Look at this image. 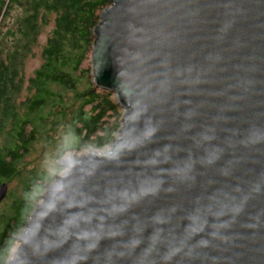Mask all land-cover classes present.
Here are the masks:
<instances>
[{
  "label": "water",
  "instance_id": "95a60500",
  "mask_svg": "<svg viewBox=\"0 0 264 264\" xmlns=\"http://www.w3.org/2000/svg\"><path fill=\"white\" fill-rule=\"evenodd\" d=\"M110 2L87 56L121 129L60 159L8 260L264 264V0Z\"/></svg>",
  "mask_w": 264,
  "mask_h": 264
},
{
  "label": "trees",
  "instance_id": "16d2710c",
  "mask_svg": "<svg viewBox=\"0 0 264 264\" xmlns=\"http://www.w3.org/2000/svg\"><path fill=\"white\" fill-rule=\"evenodd\" d=\"M110 3L0 0V186L17 182L21 189L19 195L7 193L0 212V260L9 258L14 239L21 235L45 187L61 172L48 177L27 171L22 160L30 148L52 142L55 162L64 152L76 155L108 147L120 128L112 95L94 88L89 69H79L93 44L98 14ZM46 27L50 28L39 47L40 65L24 80L22 68ZM66 93L73 96L68 104ZM67 116L65 143L58 144L53 134Z\"/></svg>",
  "mask_w": 264,
  "mask_h": 264
},
{
  "label": "rangeland",
  "instance_id": "374dc122",
  "mask_svg": "<svg viewBox=\"0 0 264 264\" xmlns=\"http://www.w3.org/2000/svg\"><path fill=\"white\" fill-rule=\"evenodd\" d=\"M17 15H18V13H14L13 14L14 17L17 16ZM13 16H10L9 18L6 19V23H7L8 27L13 21V19H12ZM50 27H51V25H50ZM50 27H48V28L46 27V29L43 30V33L40 35V37H39V39L37 41L38 47L34 46V49L32 51V55H30L29 59L24 64V68H22L23 75H24V80H27L31 76V74L33 73V70L36 69L37 67H39V65H40L41 60L39 58V55H40L39 47H41L43 45V42L45 41V36H46L47 32H49L48 30H49ZM87 54H86V56H87ZM88 66H89V63H88V56H87L86 61L83 62V64L80 66L79 69H81V70L82 69H84V70L85 69H89ZM91 79L92 78L90 76V69H89V80H90V82H91ZM77 90L79 92V89H77ZM97 90H99V89H97ZM103 92H105V91H103ZM64 96L66 97V99H68L67 104L69 103L70 100H73V96L69 95L68 93H66ZM112 99L115 102V97L113 95H112ZM115 104H116V102H115ZM73 106L74 105H72L71 107H73ZM117 108H118V111H119L118 114L121 117L123 110H121L119 107H117ZM120 117L118 119L119 123L121 122ZM68 118L69 117L67 116V119L64 120V123H63L62 127L58 128L57 131L53 134V138H55V139H57V141H59V142H57L58 144H62L64 142V138H65L64 133L66 132L67 127L69 126V123H70V122H68ZM120 129H121V125H120L119 130ZM119 130H117L116 136H118V134H119L118 131ZM52 146H53L52 142L50 144H45V143L38 144L37 143L34 146H32L30 148V153L28 154V156L27 157L25 156V158L22 160L24 168L27 171H32L37 176H38V174H45L48 177H51L52 175L54 176V173L56 171H58V170L62 172V170L58 168V164L60 162V159H62V157L64 155H67V154H70V153L69 152H66V153L64 152L63 156L60 159H58L57 161L54 162L55 155H54V152H52V150H51L54 146L53 147ZM109 147L110 146H108L106 148L103 147V149H101L99 151H95V152L96 153H101L103 151L105 152V151H107L109 149ZM90 150L82 151L80 153H77L75 156H77V155H86ZM61 172H56V177L54 178V180H56L61 175ZM19 186L20 185L17 182H14V183H11L8 186H5V190H6L5 191V196H4L3 199L0 200V212H1L2 208H3V205L5 204L4 203L5 202V198L7 199V196H6L7 193H9V194L12 193L14 195H19L20 192H21V189L19 188ZM44 192H45V190H44ZM8 197H9V195H8ZM17 246H18V244H17V242H15V245L13 247L12 252L15 251V248H17ZM12 252H10V254ZM10 256H9V258H10Z\"/></svg>",
  "mask_w": 264,
  "mask_h": 264
},
{
  "label": "clouds",
  "instance_id": "9594fccd",
  "mask_svg": "<svg viewBox=\"0 0 264 264\" xmlns=\"http://www.w3.org/2000/svg\"><path fill=\"white\" fill-rule=\"evenodd\" d=\"M123 148L113 145V150L105 157L106 159H117L122 153ZM0 264H12L8 259L0 260Z\"/></svg>",
  "mask_w": 264,
  "mask_h": 264
}]
</instances>
